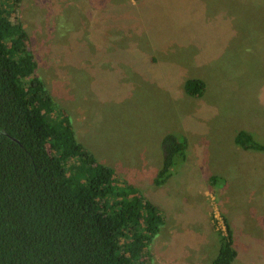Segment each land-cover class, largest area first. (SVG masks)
Segmentation results:
<instances>
[{
    "label": "rangeland",
    "instance_id": "obj_1",
    "mask_svg": "<svg viewBox=\"0 0 264 264\" xmlns=\"http://www.w3.org/2000/svg\"><path fill=\"white\" fill-rule=\"evenodd\" d=\"M2 6L32 38L37 75L78 141L164 211L149 250L155 264H212L224 218L238 252L233 264H264V153L234 143L245 126L264 132V0ZM190 79L205 81L202 96L186 93ZM170 133L187 137V158L158 187ZM251 133L264 143V133ZM214 175L226 184H212Z\"/></svg>",
    "mask_w": 264,
    "mask_h": 264
},
{
    "label": "trees",
    "instance_id": "obj_2",
    "mask_svg": "<svg viewBox=\"0 0 264 264\" xmlns=\"http://www.w3.org/2000/svg\"><path fill=\"white\" fill-rule=\"evenodd\" d=\"M37 70L32 38L0 0V264H155L149 250L167 223L164 211L78 141ZM206 88L201 79L185 84L194 97ZM234 143L264 153L249 131L240 130ZM187 147L185 135L164 136L155 186L173 176ZM224 222L212 264L238 256Z\"/></svg>",
    "mask_w": 264,
    "mask_h": 264
},
{
    "label": "crops",
    "instance_id": "obj_3",
    "mask_svg": "<svg viewBox=\"0 0 264 264\" xmlns=\"http://www.w3.org/2000/svg\"><path fill=\"white\" fill-rule=\"evenodd\" d=\"M246 130V131H253V132H256V133H258V134H261V133H264L262 130H260L259 128H252V127H250V126H245L242 130ZM240 131V130H239ZM236 136V135H235ZM235 136H234V139H235ZM239 148V147H238ZM241 149V148H240ZM243 150V149H242ZM245 151H247V150H245ZM247 152H249L248 153V155L251 153V151H247ZM246 152V153H247ZM253 152V151H252ZM264 156V154H259L258 155V158H262ZM240 160V159H239ZM239 160H237V162H239ZM245 164H247V165H249V161H245ZM251 165H253V163L251 164ZM226 179H225V182H224V184H226ZM261 184L263 185V188H262V190L264 191V184L261 182ZM234 185H235V187H233L232 188V190L234 191L235 189H236V182L234 183ZM228 222H229V220H228ZM229 224H230V222H229ZM231 226V225H230ZM232 229V228H231ZM232 231H233V229H232ZM233 239H234V232H233ZM220 244V243H219ZM234 246H235V243H234ZM219 248H220V245H219ZM218 248V249H219Z\"/></svg>",
    "mask_w": 264,
    "mask_h": 264
}]
</instances>
